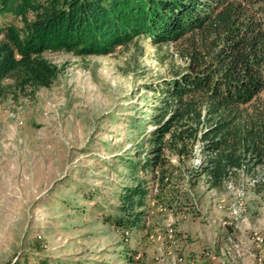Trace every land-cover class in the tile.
<instances>
[{"label": "rangeland", "instance_id": "1", "mask_svg": "<svg viewBox=\"0 0 264 264\" xmlns=\"http://www.w3.org/2000/svg\"><path fill=\"white\" fill-rule=\"evenodd\" d=\"M7 25L21 24L0 15ZM43 55L61 68L50 87L22 95L14 74L0 84V264H264V192L252 179L210 188L194 177L198 148L163 174L127 168L148 147L153 87L182 67L172 45ZM140 178L147 214L138 229L116 227L118 196Z\"/></svg>", "mask_w": 264, "mask_h": 264}, {"label": "trees", "instance_id": "2", "mask_svg": "<svg viewBox=\"0 0 264 264\" xmlns=\"http://www.w3.org/2000/svg\"><path fill=\"white\" fill-rule=\"evenodd\" d=\"M0 84L14 74L22 95L50 87L61 68L47 51L105 55L138 38L172 45L182 67L153 87L158 105L141 159L127 168L163 174L199 150L194 177L210 188L249 177L264 192V0H0ZM149 180L118 196L116 227L138 229L147 214Z\"/></svg>", "mask_w": 264, "mask_h": 264}]
</instances>
